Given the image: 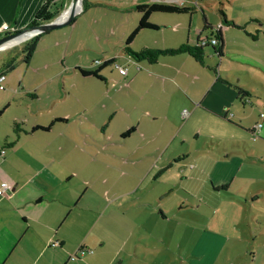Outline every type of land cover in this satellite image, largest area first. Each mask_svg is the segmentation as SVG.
<instances>
[{
  "label": "crops",
  "instance_id": "obj_1",
  "mask_svg": "<svg viewBox=\"0 0 264 264\" xmlns=\"http://www.w3.org/2000/svg\"><path fill=\"white\" fill-rule=\"evenodd\" d=\"M45 1H49L48 11L54 12L63 0H0V29L4 23L9 25L8 30L0 31V37L30 25L36 12L43 7ZM153 2H172L193 6L196 9L194 13L189 14L191 17L188 23L186 18H183L186 14L159 13V23L152 19L154 13L149 16V21L159 26V45L156 42L155 46L157 48H175L184 43L193 45L199 37L211 35L214 31L211 28L221 21L219 9H223L227 20H233L241 26V22L228 12L227 6L231 4V12L244 19L245 11L240 10L252 8L261 0H178L177 2L173 0H82L81 10L74 22L69 24V29L73 28V33L76 29L75 36L80 40L92 39L96 42H103L117 37L120 42L125 44L141 16V13L136 10V6ZM211 4L216 5L218 11V13H214L215 17L212 19L205 9V5L207 7ZM194 14L201 15L202 19L205 18L211 28H204V19L202 25L197 24V21L194 23L192 17ZM248 28H235L225 24L221 26L223 55L217 57L214 67L207 60L204 65L200 64L187 53L159 58L156 63L159 65V70L155 69L156 74L153 82L156 91H159V101L146 98L142 110L148 115L159 114V118L172 119L173 115L185 109V106H190L193 107L190 112L191 118L206 116L216 120L218 126L222 128L221 131L224 132L221 145L215 149L208 147L210 150L207 148L192 150L188 155L173 159L172 162L183 161L188 157L189 160H194L195 163L190 164L189 167L191 170L188 172V179L197 186L194 190L195 196L220 195L214 197L217 199L224 197L228 203L238 205L242 215H245L249 222L260 225L259 218H264V208L254 209L252 204L259 198L264 204V178L257 176V172H255L258 169L264 171V117H260V113L264 112V95L257 90L258 98L254 101L244 84L240 80H234L233 75L243 71L230 61L241 57V55L226 50L231 29L243 30L247 36H250ZM59 31L63 30H51L34 39L32 53L28 55L24 53V57L23 55L20 57L17 54H8L9 52H0V54L5 53L6 56L0 62V86H2L0 88V116L7 108L15 105L38 113L37 120L32 122L27 121L28 115H24V117L15 115V117L12 116L6 120L8 126L11 120L20 123L24 131L20 132L11 147L3 150V154L0 152V182L8 184V188L0 193V264H147L146 259L142 260L139 253L140 247L136 243L127 244L121 240L111 243L102 230H97L91 236L89 233L85 234L83 229L84 212H90L92 205L88 203V207L85 209L83 204L79 203L82 198L81 195L78 196L79 187L75 180L83 175L85 168H90L91 173H94L92 172L93 168L84 162L71 161L68 163L58 156L61 151L67 154L72 152L73 147H78L77 140L74 138L78 135L76 131L69 134L59 133L64 144L62 141L55 144L48 137L54 128V122L67 121L68 119L64 116L69 113L66 115L55 114L53 117L47 114L48 111L45 107L44 115H42V108H39L37 104L35 107L33 105V103L41 101L42 96L39 89L44 91L45 88L48 96L52 92L56 94L55 100H61L64 104L68 100L67 91H62L64 83L54 79L55 74L50 76L53 68L58 70L56 76L61 75L64 67L62 63L65 61L64 56L70 45L69 40L62 44L65 39L61 38ZM236 35V38L243 40L241 36ZM136 36L131 41L130 47ZM252 37L254 41L260 39L258 35ZM17 43L4 46L0 48V51ZM114 44L113 42L111 44L104 42L101 47L111 50ZM144 47H149V45ZM8 55H11L14 63L9 68H5L6 61H11L10 58H7ZM226 55L229 56L228 60H224ZM250 56L256 60H253L256 66L263 68V71H259L258 74L264 77V54L257 55V57H253L254 54ZM207 57L209 58L208 55ZM110 59H114L113 62L116 61L114 55L107 54L105 59H95L92 65L95 63L99 67ZM142 63L147 62L137 64L151 67V64ZM20 66L25 67L29 72L42 73L45 76L43 80L26 84L23 78L25 70L22 73L20 70L19 77L13 79L12 72ZM76 67L85 70L96 69L79 65H76L75 69ZM119 67L121 66H118V74L123 75L120 73ZM104 68L99 72L104 79L100 80L94 77L95 79L106 81L102 72ZM142 69H148V73L151 71L150 68L143 67ZM212 72L216 75L215 78L213 75L211 76ZM136 75L137 73H134L130 80H134ZM4 81L7 87L3 85ZM76 100L82 104V107L81 98L79 100L76 98ZM80 110L81 108L77 105L73 112ZM257 122H261L262 126L255 130L254 125ZM35 126L50 127L31 132V128ZM130 134L123 138L125 139ZM3 135H0V147L5 140L12 141L14 139L13 132L9 134L8 127ZM201 135L198 131L195 133V139ZM205 136L213 138L211 134ZM22 139L24 142L20 146L19 143ZM250 140L252 141L250 142ZM161 148L162 144H159V149ZM35 152L40 155L31 157V154ZM22 154L26 155L25 159ZM28 155H31V160L28 159ZM55 158L59 161L53 160ZM244 165L249 167L250 175L241 177L239 175L246 170ZM160 167L164 170L168 166ZM85 184L89 185V180L85 181ZM223 186H226L225 189H222ZM203 192L204 194H202ZM256 227L258 228L249 231L245 237L246 240H244L249 247L247 254L250 255L249 259L252 262L256 259L254 249L264 248V226ZM86 237L88 242H85ZM79 247L89 248L91 252L76 261H69V254L75 252Z\"/></svg>",
  "mask_w": 264,
  "mask_h": 264
},
{
  "label": "rangeland",
  "instance_id": "obj_2",
  "mask_svg": "<svg viewBox=\"0 0 264 264\" xmlns=\"http://www.w3.org/2000/svg\"><path fill=\"white\" fill-rule=\"evenodd\" d=\"M69 3L70 0H63L62 7L57 9L53 19L60 15ZM227 8L228 12L241 22L240 28L249 27L250 36L243 30L231 29L226 50L241 55L230 61L243 71L236 72L233 77L235 81L240 80L244 84L249 95L256 101L257 90L264 95V77L258 74L263 68L256 66L250 55L257 57L264 54V0L247 10L240 8V11H245L244 19L231 12V4ZM205 9L211 19L218 13L216 5H205ZM190 17L189 14L183 16L187 23ZM192 17L194 23L197 21V24L202 25L201 15L194 14ZM152 19L159 23V13H154ZM69 28L70 25H65L57 29L63 30L59 31L61 38L65 39L62 44L70 41L64 56L65 61L62 63L66 68L63 67L61 75L56 76V68L50 73V76L55 74L54 79L64 83L62 91H67L68 100L66 104L55 100L56 94L52 92L48 96L45 88L44 91L39 89L41 101L33 105L35 107L37 104L42 108V115L45 107L47 114L53 117L55 114L69 113L64 116L67 121L54 122V128L48 137L55 144L59 141L64 144L59 133L69 134L76 131L78 135L74 138L78 147L72 146V152L66 154L61 151L58 156L68 163L84 162L93 168L94 173H91L90 168H85L83 175L75 180L79 187L78 196L81 195L82 198L79 203H82L85 209L88 203L92 205L90 212H84L85 234L89 233L91 236L97 230H102L111 243L117 240L127 244L136 243L140 247L142 260L146 259L147 264H264V248L254 249L256 259L252 262L247 254L249 247L244 242L251 229L264 226V218H259L260 225H256L242 215L238 205L228 203L224 197H214L220 195L195 196L194 190L197 186L188 179L190 164L195 161L189 160L188 157L183 161L172 162L173 159L188 155L192 150H210L209 148L215 149L221 145L224 132L216 120L206 116L191 118L193 107L190 106H185V109L173 115L172 119L159 118V114L148 115L142 110L146 98L159 101V91H156L153 83L155 69L159 65L155 63L147 67L137 64L124 53V42H120L117 37L103 42L80 40L75 36L76 29L73 33V28ZM236 34L244 41L236 38ZM252 35H258L260 39L254 41ZM33 38L34 35L18 41L19 43L9 42L4 46L17 44L0 52L24 57L23 48L29 45ZM104 42L115 44L111 50H107L109 48L101 47ZM156 42L159 45V26L157 30L143 29L138 32L131 48L134 51L146 45L157 48L154 44ZM73 48L77 50L74 51ZM204 50L205 61L212 67L216 66L217 56L211 47L207 46ZM107 54L114 55L116 61L102 70L106 81L84 77L75 69L76 65L97 69L95 63L92 65L93 61L105 59ZM0 57L1 62L6 58L5 53H1ZM228 57L226 55L224 60H228ZM119 65L127 69L126 75L118 74ZM143 67L150 68L151 71L148 73V69H142ZM20 70L21 73L25 70L23 78L26 84L43 80L45 76L42 73L29 72L20 66L12 72L13 79L19 77ZM134 73H137V77L130 80ZM210 74L215 78L213 72ZM76 98H81L82 107ZM77 105L81 110L74 113ZM37 114L34 110H26L22 106L7 108L0 116V135H3L7 127L11 134L10 128L13 127L14 121L11 120L9 126L6 121L10 117L28 115L27 121L32 122L37 120ZM128 129L133 131L124 139L121 134ZM198 131L202 135L195 139V133ZM210 134L213 138L205 136ZM23 142L24 139L19 143L20 146ZM159 144H162L161 149ZM212 154L215 155L213 152ZM31 155L34 157L40 154L35 152ZM30 156L28 155V159L31 160ZM53 160L59 161L57 158ZM162 165L168 167L162 170ZM244 168L246 170L239 175L241 177L250 175L249 167L244 165ZM255 172L257 176L264 178L262 169ZM85 178L89 180L90 187L85 184V181H88ZM252 206L254 209L264 208L262 199L253 202ZM85 242H88L87 237Z\"/></svg>",
  "mask_w": 264,
  "mask_h": 264
},
{
  "label": "trees",
  "instance_id": "obj_3",
  "mask_svg": "<svg viewBox=\"0 0 264 264\" xmlns=\"http://www.w3.org/2000/svg\"><path fill=\"white\" fill-rule=\"evenodd\" d=\"M173 1L177 2L178 0H173ZM62 5H63V1L60 2V6H58V8H61ZM48 7H49V1H45V4L43 5V7L36 12L34 20L31 22V24H37V23L51 21L56 16V12L58 11L57 10L58 8H56V10H54V12H50V11H48ZM136 10L139 13H141L140 19H139L136 27L132 30L130 35L127 37L125 44L123 46V51L129 58H131L133 61H135L137 63L144 61V62H147L148 64H155L158 62L159 58H161V57L175 56V55H178L180 53H187L195 61L204 65V63H205V58H204L205 57V50L204 49L207 46H203V47L199 46L198 41H196V43L193 45H189L187 43H184V44H181L175 48L143 47V48L139 49L138 51H134L130 47L131 41L138 34V32H140L141 30H143V29L157 30L158 26L149 21V16L151 14H153V13H167V14H187L188 13V14H192L196 11L195 7L181 5V4L172 3V2H170V3H168V2H153V3H148V4L137 5ZM219 13L221 15V21L219 23L220 28H218L217 30H214L212 32V34L215 33V36L218 39V44L216 46L215 45L209 46V47H211L213 53L217 57H221L223 55V52H222L223 39L221 37V30H220L221 26L223 24H225L227 26L240 28V26L237 25L233 20H227L226 19V16H225L223 9H219ZM203 19L205 21V18H203ZM74 20L71 23H73ZM216 25H218V24H216ZM216 25H214V26H216ZM204 28H206V29L211 28L207 24L206 21L204 22ZM211 29H213V28H211ZM42 34L43 33L36 35L33 38V40L31 41V43L23 48L24 53H26V55H28L29 53H32V51L34 49V44H33L34 39H37ZM10 56L11 55H8L7 58H10L11 61H6L5 68H9L14 63V60H12V58ZM113 61H114V59H110V60L104 62L103 65H100L95 70H85V69H82L80 67H76V69L79 70V72L83 76H93L97 79L103 80L104 78L99 73L100 70L103 67L111 64ZM213 70L215 71V68ZM49 127L44 128V127H40V126H35V127L31 128L30 131L33 132L37 129L45 130V129H48ZM23 131L24 130H23V128H21V124L18 122H14L13 127H12L14 139L12 141H6L5 140L2 144V146L0 147V152L2 150H5L6 148L11 147L16 142L17 138L19 137L20 132H23ZM131 131H133V130L128 129L127 131H125L123 134V137L128 135ZM225 187L226 186H223L222 189H225Z\"/></svg>",
  "mask_w": 264,
  "mask_h": 264
},
{
  "label": "water",
  "instance_id": "obj_4",
  "mask_svg": "<svg viewBox=\"0 0 264 264\" xmlns=\"http://www.w3.org/2000/svg\"><path fill=\"white\" fill-rule=\"evenodd\" d=\"M78 2H80L81 4L82 0H70V3L67 7L68 14L64 18L61 17L63 13L62 12L60 15H58L55 19L51 21L37 23V24H30L16 32L4 34L3 36L0 37V47L26 33H31V36L33 35L35 36L41 33H45L51 30L61 28L65 25H69L79 13L76 11V5Z\"/></svg>",
  "mask_w": 264,
  "mask_h": 264
},
{
  "label": "built area",
  "instance_id": "obj_5",
  "mask_svg": "<svg viewBox=\"0 0 264 264\" xmlns=\"http://www.w3.org/2000/svg\"><path fill=\"white\" fill-rule=\"evenodd\" d=\"M218 28H220V24L216 25L213 27V30H217ZM9 29V25L4 23L1 26L0 31H5ZM198 41V45L199 46H216L218 44V39L214 34L211 35H205V36H201L197 39ZM119 71L121 74H126V69L125 68H121L119 67ZM0 88H2V86H0ZM260 117L263 118L264 117V112L260 113ZM262 126L261 122H257L254 125V129H259ZM1 153L3 154L4 151L2 150ZM8 188V184L6 182H0V193H2L3 191H5ZM91 252V250L89 248L86 247H79L75 252H73L72 254L69 255V261H76L78 259H80L81 257H83L84 255H86L87 253Z\"/></svg>",
  "mask_w": 264,
  "mask_h": 264
},
{
  "label": "bare ground",
  "instance_id": "obj_6",
  "mask_svg": "<svg viewBox=\"0 0 264 264\" xmlns=\"http://www.w3.org/2000/svg\"><path fill=\"white\" fill-rule=\"evenodd\" d=\"M80 10H81V4H80V2H78L77 5H76V11L79 12ZM67 14H68V10H67V8H66V9L63 11L61 17L64 18V17L67 16ZM26 37H31V33H26V34H24V35H21V36L17 37L16 39L10 41V43H11V42L22 41V40H23L24 38H26ZM2 47H4V45H3ZM2 47H0V48H2Z\"/></svg>",
  "mask_w": 264,
  "mask_h": 264
}]
</instances>
